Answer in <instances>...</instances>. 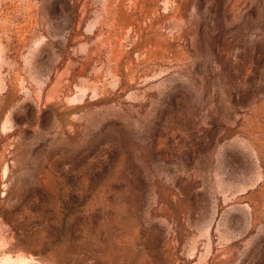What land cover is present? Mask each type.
<instances>
[{
  "label": "rangeland",
  "instance_id": "374dc122",
  "mask_svg": "<svg viewBox=\"0 0 264 264\" xmlns=\"http://www.w3.org/2000/svg\"><path fill=\"white\" fill-rule=\"evenodd\" d=\"M0 264H264V0H0Z\"/></svg>",
  "mask_w": 264,
  "mask_h": 264
}]
</instances>
